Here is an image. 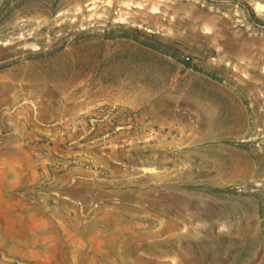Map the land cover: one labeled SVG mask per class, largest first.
Instances as JSON below:
<instances>
[{
	"label": "rangeland",
	"instance_id": "374dc122",
	"mask_svg": "<svg viewBox=\"0 0 264 264\" xmlns=\"http://www.w3.org/2000/svg\"><path fill=\"white\" fill-rule=\"evenodd\" d=\"M0 264H264V0H0Z\"/></svg>",
	"mask_w": 264,
	"mask_h": 264
},
{
	"label": "crops",
	"instance_id": "0c3cea01",
	"mask_svg": "<svg viewBox=\"0 0 264 264\" xmlns=\"http://www.w3.org/2000/svg\"><path fill=\"white\" fill-rule=\"evenodd\" d=\"M86 174L87 172L79 167H72L66 171V176L72 175L74 180L83 178ZM51 193L52 203L48 205L25 201L23 199L19 201L18 204L20 207L15 208V213L21 218L23 227L20 230L22 232L33 234L47 231L49 232V237L55 239L60 232L66 229L63 226L66 220L65 215L60 213L66 207L65 201H60L61 199L55 197V195H60V191L53 189ZM62 198L63 200L69 199L65 195H62ZM1 202L7 203V200H2Z\"/></svg>",
	"mask_w": 264,
	"mask_h": 264
},
{
	"label": "trees",
	"instance_id": "16d2710c",
	"mask_svg": "<svg viewBox=\"0 0 264 264\" xmlns=\"http://www.w3.org/2000/svg\"><path fill=\"white\" fill-rule=\"evenodd\" d=\"M127 36H125V37H127L128 39H133V38H131V36H130V34H126ZM138 39V38H137ZM137 41H140L143 45H148L146 42H142L141 40H137Z\"/></svg>",
	"mask_w": 264,
	"mask_h": 264
}]
</instances>
